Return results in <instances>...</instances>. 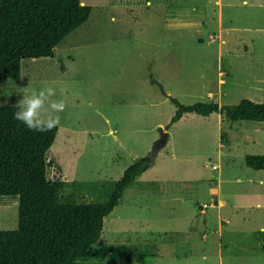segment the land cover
I'll return each instance as SVG.
<instances>
[{"label": "rangeland", "instance_id": "1", "mask_svg": "<svg viewBox=\"0 0 264 264\" xmlns=\"http://www.w3.org/2000/svg\"><path fill=\"white\" fill-rule=\"evenodd\" d=\"M81 1L91 18L54 58L25 61L19 82L0 80V106L46 87L65 101L62 112L44 106L59 116L49 180L65 183L62 201L106 203L125 170L153 154L96 248L126 245L144 264H264V171L245 163L264 155V123L189 114L166 128L170 97L264 103V0ZM17 227L18 198L0 196V231Z\"/></svg>", "mask_w": 264, "mask_h": 264}, {"label": "trees", "instance_id": "2", "mask_svg": "<svg viewBox=\"0 0 264 264\" xmlns=\"http://www.w3.org/2000/svg\"><path fill=\"white\" fill-rule=\"evenodd\" d=\"M93 8L81 0H0V80L21 81L27 60L54 58L57 47L91 18ZM175 114L169 130L185 116L220 114L226 120L264 123V103L197 102L170 97ZM17 106H0V196L18 198V227L0 231V264H80L88 259L144 264L146 255L129 246H104L105 219L121 204L127 189L155 165L153 154L125 170L106 203H65V183L51 184L49 154L59 127L29 130L13 114ZM246 166L264 171V155H247Z\"/></svg>", "mask_w": 264, "mask_h": 264}, {"label": "clouds", "instance_id": "3", "mask_svg": "<svg viewBox=\"0 0 264 264\" xmlns=\"http://www.w3.org/2000/svg\"><path fill=\"white\" fill-rule=\"evenodd\" d=\"M52 87L32 91L25 94L22 99L17 101L18 110L13 114L16 121L22 122L25 127L35 132H45L51 130L59 123V116L46 114L44 111L45 103L48 102L50 109L55 112H62L65 108V101L60 99L50 100L54 95Z\"/></svg>", "mask_w": 264, "mask_h": 264}, {"label": "water", "instance_id": "4", "mask_svg": "<svg viewBox=\"0 0 264 264\" xmlns=\"http://www.w3.org/2000/svg\"><path fill=\"white\" fill-rule=\"evenodd\" d=\"M153 83L159 85L158 81L157 80H153ZM160 86V85H159ZM162 91H163V94L165 96H168V94L166 93V91L162 88ZM161 135H162V138L160 140V142L157 144V146L159 147V150L162 149L163 147H165L167 145V133H165L164 130H161Z\"/></svg>", "mask_w": 264, "mask_h": 264}, {"label": "built area", "instance_id": "5", "mask_svg": "<svg viewBox=\"0 0 264 264\" xmlns=\"http://www.w3.org/2000/svg\"><path fill=\"white\" fill-rule=\"evenodd\" d=\"M204 207H205V208H207V206H206V205H205Z\"/></svg>", "mask_w": 264, "mask_h": 264}, {"label": "crops", "instance_id": "6", "mask_svg": "<svg viewBox=\"0 0 264 264\" xmlns=\"http://www.w3.org/2000/svg\"><path fill=\"white\" fill-rule=\"evenodd\" d=\"M245 2H247V1H245Z\"/></svg>", "mask_w": 264, "mask_h": 264}]
</instances>
